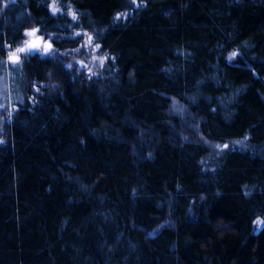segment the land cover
Segmentation results:
<instances>
[{"label": "trees", "instance_id": "1", "mask_svg": "<svg viewBox=\"0 0 264 264\" xmlns=\"http://www.w3.org/2000/svg\"><path fill=\"white\" fill-rule=\"evenodd\" d=\"M0 264H264V0H0Z\"/></svg>", "mask_w": 264, "mask_h": 264}, {"label": "rangeland", "instance_id": "2", "mask_svg": "<svg viewBox=\"0 0 264 264\" xmlns=\"http://www.w3.org/2000/svg\"><path fill=\"white\" fill-rule=\"evenodd\" d=\"M19 49H25V51L21 52L19 51ZM41 52H50L49 43L34 31H28L26 32V38L22 45L8 52L7 60L11 63H16L19 62L22 58L27 57L33 53L41 54ZM9 111L10 109H8L7 112Z\"/></svg>", "mask_w": 264, "mask_h": 264}, {"label": "snow or ice", "instance_id": "3", "mask_svg": "<svg viewBox=\"0 0 264 264\" xmlns=\"http://www.w3.org/2000/svg\"><path fill=\"white\" fill-rule=\"evenodd\" d=\"M49 47H50V45H49ZM19 51L23 52V51H25V49H19ZM232 55L235 56L236 53H233ZM13 58H14V57H13ZM69 67H71V65H69ZM225 147H226V146H225ZM255 223H257V224H261L262 222L258 220V221H256Z\"/></svg>", "mask_w": 264, "mask_h": 264}]
</instances>
